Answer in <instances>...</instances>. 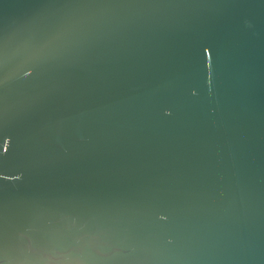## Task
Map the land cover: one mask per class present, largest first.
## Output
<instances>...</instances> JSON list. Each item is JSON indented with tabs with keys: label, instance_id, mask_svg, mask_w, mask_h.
Listing matches in <instances>:
<instances>
[{
	"label": "water",
	"instance_id": "water-1",
	"mask_svg": "<svg viewBox=\"0 0 264 264\" xmlns=\"http://www.w3.org/2000/svg\"><path fill=\"white\" fill-rule=\"evenodd\" d=\"M0 264H264V0H0Z\"/></svg>",
	"mask_w": 264,
	"mask_h": 264
}]
</instances>
